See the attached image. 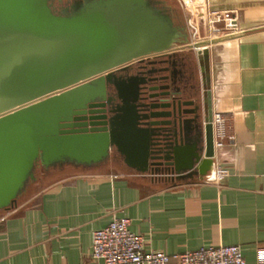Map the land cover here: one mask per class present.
Wrapping results in <instances>:
<instances>
[{"label":"water","instance_id":"water-1","mask_svg":"<svg viewBox=\"0 0 264 264\" xmlns=\"http://www.w3.org/2000/svg\"><path fill=\"white\" fill-rule=\"evenodd\" d=\"M54 1L0 0V212L37 167L91 168L116 154L137 175L211 180L209 97L178 68L210 42L192 45L150 0Z\"/></svg>","mask_w":264,"mask_h":264},{"label":"crops","instance_id":"crops-1","mask_svg":"<svg viewBox=\"0 0 264 264\" xmlns=\"http://www.w3.org/2000/svg\"><path fill=\"white\" fill-rule=\"evenodd\" d=\"M181 9L189 42H210L186 53L191 83L226 118L232 140L215 163L227 176L171 183L135 174L118 154L97 168L66 166L0 212V264H104L90 257L92 233L114 218L170 256L220 245L238 246L248 264L264 254V0H185ZM209 9L232 18L234 31L210 38Z\"/></svg>","mask_w":264,"mask_h":264},{"label":"built area","instance_id":"built-area-1","mask_svg":"<svg viewBox=\"0 0 264 264\" xmlns=\"http://www.w3.org/2000/svg\"><path fill=\"white\" fill-rule=\"evenodd\" d=\"M178 1L181 5L185 0ZM205 25L210 38L234 31L232 18L217 10L206 11ZM211 123L215 159L216 152L227 141L232 140V136L226 134L224 116L212 115ZM227 174L226 168L215 163L211 181L220 183ZM143 242L142 237L128 229L126 219L114 218L105 227L92 233L90 257L104 264H170L171 260L176 264H248L236 245L199 248L170 256L161 251L145 249ZM253 264H264V254Z\"/></svg>","mask_w":264,"mask_h":264},{"label":"flooded vegetation","instance_id":"flooded-vegetation-1","mask_svg":"<svg viewBox=\"0 0 264 264\" xmlns=\"http://www.w3.org/2000/svg\"><path fill=\"white\" fill-rule=\"evenodd\" d=\"M68 1H71V0H63L62 3H58V2H56V1H54L53 6H54L55 9L58 10L59 8H62V7H64L65 5H67V2H68ZM150 1H151V2L153 3V5H154L155 7H157V8L167 10L168 12H169L170 9H171V8H170V5L168 4V1H167V0H150ZM137 66H139V62H138V61L133 62V64H131L130 67L134 68V67H137ZM178 68H179L180 70H182V72H186L187 75H189L191 78L193 77V75H194V69H193L192 64H185L184 66H182V67L179 66ZM123 74H124L123 72H119V73H117V75H123ZM107 98H110V99H111V105H115V104H116L117 101L114 99L113 93H112V91H111L110 88L107 89ZM111 105H110L109 107H111ZM109 107H108V108H109ZM103 164H106V163H103ZM103 164L96 166V168H97V167L104 166ZM64 167H66V166H63V167H61V168H58V167H56V168H51V169H48V170H44V169H42L41 167H37V168H38V169H41V171H42L43 173L46 174V172H48V171H50V170H52V169L59 170V169H63ZM37 168H36V169H37ZM78 168H81V169H91V168H95V167H91V168H87V167H78Z\"/></svg>","mask_w":264,"mask_h":264},{"label":"rangeland","instance_id":"rangeland-1","mask_svg":"<svg viewBox=\"0 0 264 264\" xmlns=\"http://www.w3.org/2000/svg\"><path fill=\"white\" fill-rule=\"evenodd\" d=\"M167 1H168V4H170L172 8H178L182 12L181 5H180V2L178 0H167ZM35 176H36V180L34 182H31L28 185L25 193L23 194L24 196L29 195L34 190H36L38 187H42L43 185H45L47 182L54 180V179H57L58 177L61 176V174L56 169H52V170H50V173L48 172L45 174L41 171V169L37 168L35 170ZM35 184H37V185H35Z\"/></svg>","mask_w":264,"mask_h":264},{"label":"trees","instance_id":"trees-1","mask_svg":"<svg viewBox=\"0 0 264 264\" xmlns=\"http://www.w3.org/2000/svg\"><path fill=\"white\" fill-rule=\"evenodd\" d=\"M171 17L173 18V21L177 24L184 25L182 12L178 8H171L169 11Z\"/></svg>","mask_w":264,"mask_h":264}]
</instances>
